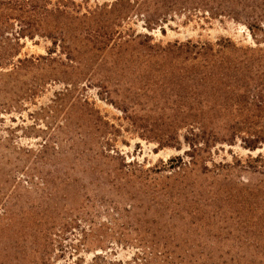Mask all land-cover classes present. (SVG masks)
<instances>
[{
	"label": "trees",
	"instance_id": "16d2710c",
	"mask_svg": "<svg viewBox=\"0 0 264 264\" xmlns=\"http://www.w3.org/2000/svg\"><path fill=\"white\" fill-rule=\"evenodd\" d=\"M89 1L0 0V117L3 113L24 110L27 103L36 105L48 86L63 84L62 90L54 92L51 103L42 108L45 114L37 112L34 122H39L42 115L57 112L64 113L67 123L74 112L81 120L83 114L86 115V123L82 122L80 127L92 141H98L99 147L97 151L90 148L95 152L90 159L91 184H98L103 193L109 185V192L115 197L130 201L125 211L133 216L137 207L142 208L135 202L144 203L145 198L150 202L148 210L155 208L159 212V206L168 209L170 204H175L177 208L172 211L176 214L184 207L179 201L190 200L185 212L193 209L199 222L218 219L216 225L229 231L230 236L233 221L238 231L253 237L254 242L264 247V155H250L242 160L231 153V161L216 162L214 159L224 145L233 146L238 139L251 151L264 144V48L238 46L230 38H220L215 43L176 41L164 47L152 44V37L147 34H135L132 28L126 29L133 17L143 18L149 30L165 31L164 23L177 15L205 20L225 16L239 19L241 16L257 44L261 45L258 37L264 36V0H112L92 6ZM37 38L50 42L47 54L21 57L22 41ZM131 48L147 58L157 56L187 65L184 93H177L183 106L143 115L144 112H138L126 100L111 102L127 115L141 137H156L162 147L181 150L186 146L183 156L171 158L162 167L142 168V172L149 174L144 179L120 167L101 169L115 159L105 145H110L120 130L89 101L75 96L83 82V87L98 83L100 88L106 89V77L99 76L101 71L106 69L111 56L118 58ZM29 115L34 118L33 114ZM57 139V133L51 134L42 146L55 149ZM99 159L109 162L101 163ZM163 171L170 172L166 184H156V178L150 179V174L160 175ZM239 173L255 178L245 179ZM128 178H136L139 187L131 185ZM31 183L38 188V183ZM21 184L14 183L16 188ZM42 186H46L42 189L47 200L44 205L51 212L57 190L49 188L48 181L42 182ZM103 193L94 201L86 196L87 203L73 205L71 213L61 219L50 214L46 218L39 217L35 211L40 207H26L19 193L4 194L5 200L0 197V226L12 225L14 230H26L35 241L39 236L51 237L55 231L63 234L78 230L83 237L80 241L85 245L88 238L94 236L92 216L98 213L95 208L99 204L116 206L117 213L109 212L111 222L117 223V216L121 215L117 206L121 201ZM88 203L92 205L88 207ZM209 208L214 210L209 212ZM82 222L90 225L89 228H82ZM34 226L38 229L34 230ZM127 239L124 236L117 241L121 244L130 241L142 244L144 241ZM104 241L99 240L100 243ZM152 244L160 243L152 241ZM43 253L45 260L47 252ZM11 258L9 252L0 255V261ZM108 259L107 255L95 257V260H104L103 264H264V251L175 253L168 250L160 255L138 252L129 261ZM14 260L19 258L14 257Z\"/></svg>",
	"mask_w": 264,
	"mask_h": 264
},
{
	"label": "rangeland",
	"instance_id": "374dc122",
	"mask_svg": "<svg viewBox=\"0 0 264 264\" xmlns=\"http://www.w3.org/2000/svg\"><path fill=\"white\" fill-rule=\"evenodd\" d=\"M111 1L90 0L89 5ZM128 28H132L135 34L151 36L152 44L157 43L164 47L176 41L201 40L215 43L220 38H230L238 46L264 48V36L259 35L258 38L262 42L258 45L241 16L239 19L225 16L221 19L205 20L199 17L189 19L185 15H177L175 19L164 23L165 31L160 28L149 30L144 25L143 18L133 17L126 29ZM22 43L21 57L47 54V48L51 46L48 40L41 38L35 41L26 39ZM186 66L184 62L163 60L157 56L147 58L131 48L128 52L124 51V54L118 58L111 56L106 69L101 71L99 76L102 79H104L103 76L106 77V89L100 88L98 83L86 87L82 85L84 82L81 83V90L76 91L75 96L89 101L106 120L120 130L111 140L110 145H105L115 159L109 166L102 165L101 169L120 167L144 179L149 177V174L142 172V168L147 170L162 167L171 158L184 155L186 146L177 150L160 146L159 139L156 137L155 139L141 137L131 121L127 119V115L111 102L113 100L123 103L126 100L138 112H144L143 115L183 106L184 102L179 100L177 93L180 95L184 93L183 80ZM63 88V84L50 85L46 93L36 100V105L27 103L24 110L14 111L11 114L3 113L0 117V159H2L0 160V197L13 192L19 193L26 207L34 206L35 209L40 207L35 212L39 217L44 216L43 218L50 214L52 217L61 219L71 213L73 205L87 203L86 196L94 201L100 199L103 193L98 189V184H91L93 168L90 159L95 152L90 151V148L97 151L99 147L96 143L98 141L95 139L92 141V138L80 127L82 122L86 123V115L83 114L81 120L74 112L72 119L67 123L64 113L57 112L53 115L51 113L42 115L39 122H34L37 112L45 114L42 108L51 103L54 92ZM29 114H33L35 119ZM54 133L58 135L57 146L55 149L50 146L45 149L42 144ZM242 144V141L238 139L237 144L233 146L224 145L223 150L215 154V161H231L233 158L231 153L242 160H247L250 155L252 157L264 155V144L256 151L245 149ZM98 161L101 162V159ZM108 162L109 160L102 159L101 163L108 164ZM137 163L140 167L136 166ZM168 174L170 172L165 171L160 175L150 174V179L156 178V184H166ZM238 175L244 176L245 179L255 178L247 173ZM127 180H131V185L136 184L139 187L140 183L136 178ZM32 181L38 183V188L35 184L31 185ZM46 181L50 183L49 188L57 190L56 195L53 196L51 212L44 205L47 200L42 189L46 186H42V182ZM15 182L22 184L16 188ZM108 187L110 186L104 188L103 195L115 200L117 196L110 193ZM2 198L5 200V197ZM117 200L121 201V204H117L121 214L117 216L118 222H111V216H109L112 210L117 213L115 205L99 204L95 208L98 213L92 216L95 222L94 236L89 237L85 245L80 241L83 237L78 230L63 234L55 231L51 237L39 236L35 241L26 230L24 232L14 230L12 225L0 226V255L9 252L13 256L10 260H1L0 263L103 264L104 260H95V257L107 255L108 261H129L138 252L160 255L168 250L175 253L264 251V247L254 242L253 237L238 231L233 221L230 223L232 226L230 236H228L229 231L222 230L220 225H216L218 219L199 222V216L195 217L194 211H191L193 209L187 210L189 213L185 212L190 200L179 201L184 207L180 208V214H176L172 211L173 208H177L175 204H170L168 209L159 206V212L155 211V208L148 210L150 202L145 198L144 203L135 202L142 208L137 207L132 212L134 216L125 211L126 204L130 201L124 197L121 199L117 197ZM161 200L166 201L164 198ZM91 205L92 203H88V207ZM87 209L93 211L91 208ZM210 210L214 209L209 208V212ZM1 215L0 208V217ZM206 224H213V226L209 227ZM89 226L86 222H82V228L88 229ZM36 228L34 226L33 229ZM124 236L128 238L127 240L138 238L144 241L142 244L134 241L127 244L118 243L117 238ZM226 237L228 238L225 239ZM101 239L105 241L100 243ZM185 240L189 242L186 243ZM152 241L160 244L154 245ZM19 245L20 249H18ZM47 245L48 248H46ZM43 252H47L45 260L42 259ZM14 257H18L19 260H14Z\"/></svg>",
	"mask_w": 264,
	"mask_h": 264
}]
</instances>
